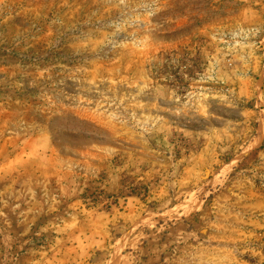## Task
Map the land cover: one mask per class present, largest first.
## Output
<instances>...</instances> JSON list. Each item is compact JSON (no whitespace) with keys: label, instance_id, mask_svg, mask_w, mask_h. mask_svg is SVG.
I'll list each match as a JSON object with an SVG mask.
<instances>
[{"label":"rangeland","instance_id":"rangeland-1","mask_svg":"<svg viewBox=\"0 0 264 264\" xmlns=\"http://www.w3.org/2000/svg\"><path fill=\"white\" fill-rule=\"evenodd\" d=\"M261 126L264 0H0V264H264Z\"/></svg>","mask_w":264,"mask_h":264},{"label":"bare ground","instance_id":"bare-ground-1","mask_svg":"<svg viewBox=\"0 0 264 264\" xmlns=\"http://www.w3.org/2000/svg\"><path fill=\"white\" fill-rule=\"evenodd\" d=\"M260 130H261V137H262V135L264 134V126H261ZM261 137H260V139H261ZM260 139L258 140V142L260 141ZM119 251H120V248H117L111 264H118L119 263Z\"/></svg>","mask_w":264,"mask_h":264}]
</instances>
